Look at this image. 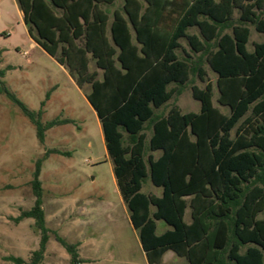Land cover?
Here are the masks:
<instances>
[{
	"label": "trees",
	"instance_id": "1",
	"mask_svg": "<svg viewBox=\"0 0 264 264\" xmlns=\"http://www.w3.org/2000/svg\"><path fill=\"white\" fill-rule=\"evenodd\" d=\"M16 0L30 38L61 67L95 111L116 183L148 264L174 253L184 264H264V42L248 45L249 25L264 36V0ZM196 29L197 34L189 31ZM185 40L199 57L195 68L180 59ZM4 50L0 49V64ZM205 59L217 75L214 86L192 88L199 113L162 109L201 68ZM94 62L102 73L90 71ZM6 96L46 132L70 120L42 122L1 81ZM207 81V80H206ZM171 86L174 88L170 89ZM49 94H47V99ZM148 126L152 135L148 140ZM235 132V137L233 133ZM44 159L31 183L35 203L20 220L33 219L41 235L31 264H40L49 242L40 180ZM155 153H160L156 158ZM150 180L160 197L142 193ZM188 208L191 222H186ZM158 222L169 228L158 235ZM56 240L80 264L76 245ZM13 264H26L10 258Z\"/></svg>",
	"mask_w": 264,
	"mask_h": 264
},
{
	"label": "rangeland",
	"instance_id": "2",
	"mask_svg": "<svg viewBox=\"0 0 264 264\" xmlns=\"http://www.w3.org/2000/svg\"><path fill=\"white\" fill-rule=\"evenodd\" d=\"M122 6L123 0H118L108 10L110 16ZM249 28L248 49L253 52V45L264 42V36L253 26ZM189 32L198 33L196 29ZM0 49L4 50L0 71L5 72L1 79L5 86L31 111L38 112L45 102L43 123L55 119L72 122L48 130L41 144L35 126L6 96L0 95V264H13L10 258L31 264L40 247L41 235L35 221L19 218L34 206L33 174L37 162L50 151L58 153L46 157L40 176L50 237L40 264H71L70 255L56 240L57 235L76 245L80 264H148L120 195L100 121L85 97L91 86L80 90L68 72L30 38L16 0H0ZM178 55L186 60L187 55L191 56L189 61L194 68L199 62L185 40ZM201 68L207 76L205 82L192 73L180 93L156 111L158 116L167 115L173 107L183 114L199 113L201 104L193 99L192 88L205 89L208 82L214 86V106L226 115L229 113L217 101V75L205 59H201ZM90 71L97 72L102 79L94 62ZM145 133L149 140L151 126ZM155 156L158 158L160 153ZM142 193L160 197L162 189L147 180ZM185 219L191 222L189 208ZM259 219L264 220V212ZM157 224L161 235L168 227L164 222ZM184 263L172 252L162 261Z\"/></svg>",
	"mask_w": 264,
	"mask_h": 264
},
{
	"label": "crops",
	"instance_id": "3",
	"mask_svg": "<svg viewBox=\"0 0 264 264\" xmlns=\"http://www.w3.org/2000/svg\"><path fill=\"white\" fill-rule=\"evenodd\" d=\"M22 17H23V16H22ZM168 229H169V228H165L164 231H163V233H164L165 231H167ZM163 233H162V234H163Z\"/></svg>",
	"mask_w": 264,
	"mask_h": 264
}]
</instances>
